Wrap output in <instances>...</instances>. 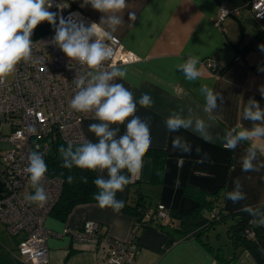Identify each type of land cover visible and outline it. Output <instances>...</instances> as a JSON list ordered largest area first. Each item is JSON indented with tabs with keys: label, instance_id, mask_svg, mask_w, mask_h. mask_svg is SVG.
Segmentation results:
<instances>
[{
	"label": "crops",
	"instance_id": "obj_1",
	"mask_svg": "<svg viewBox=\"0 0 264 264\" xmlns=\"http://www.w3.org/2000/svg\"><path fill=\"white\" fill-rule=\"evenodd\" d=\"M83 1V0H82ZM250 0H126L128 9L124 12V26L113 35L119 37L124 48L131 51L136 59L117 66L127 72L125 87L133 92L138 101L141 94L152 98L150 107L137 104L136 115L149 118L151 147L165 151V166L160 183L151 179L152 159L144 156L141 174L127 185L117 199L132 201L142 195L145 205L154 209L162 205L175 213L169 221L163 220L155 227L135 228V219L123 211L114 213L101 209L97 202L77 204L65 220L49 215L44 224L52 231L47 238L50 264H108L105 244L98 239L77 240L72 231L79 229L84 221L93 220L99 224V234L118 240H126L135 230L139 253L134 264H226L215 256L231 258L234 248L228 241L214 243L211 228L201 235L215 251H210L196 237V232L207 221V211L192 215L196 201L184 193L187 185L198 187L208 193L219 194V201L227 211H237L244 204L264 203V169L260 172H243L240 157L248 147L242 143L234 151L223 147L222 136L226 129L238 124L251 127L242 119L243 103L251 97L264 108V68L259 61L264 52V25L254 18L249 6ZM66 5L64 9H77L73 0H53V7ZM221 7L236 10L216 23ZM136 14V20L128 26V12ZM83 12V11H82ZM88 13L99 23L102 13L86 6ZM189 54L201 59L198 67L202 76L196 82H188L176 70ZM214 57L222 71L213 74L203 64L206 58ZM201 84H207L224 97L222 108L208 121L203 108L205 101L199 92ZM188 108L192 114L208 122L211 141H204L191 130L181 129L170 133L165 118L173 111ZM94 118H85L82 129L88 140L96 141L88 131L89 124L98 123ZM121 134L125 130L120 125ZM183 136L191 145V154L173 150L172 139ZM199 147L200 152L196 149ZM264 160V156L259 157ZM3 170V168H2ZM2 172V171H1ZM127 174V173H125ZM97 175V173H96ZM106 176V173H105ZM239 178L247 199L233 203L226 198L232 190L233 180ZM220 240V235L215 236ZM18 237L11 236L0 222V264H24L17 253ZM231 264H257L247 251L238 253Z\"/></svg>",
	"mask_w": 264,
	"mask_h": 264
},
{
	"label": "clouds",
	"instance_id": "obj_2",
	"mask_svg": "<svg viewBox=\"0 0 264 264\" xmlns=\"http://www.w3.org/2000/svg\"><path fill=\"white\" fill-rule=\"evenodd\" d=\"M85 6L102 13L99 23L92 22L86 26L83 22H74L71 16L66 19L49 10L53 7V0H0V85L15 73L19 64L32 60L33 32L42 22H48L55 32L53 43L69 58L70 63L77 62L86 69L83 73L76 72L72 80L76 92L70 101L71 109L77 113H91L99 121L88 126V131L96 138L95 142L86 139L77 146L69 143L67 147H59L61 167L96 172L93 184L98 191L93 194L94 199L101 209L109 208L119 213L124 201L117 199V193L123 192L134 178L139 177L144 156L151 147L149 118L136 115L137 104L147 108L153 101L147 93L141 94L137 101L124 83L116 82L118 79L125 80L127 72L117 66L114 48L102 39H114L113 34L124 26V12L128 9L126 0H83L81 7ZM128 20L131 27L136 20L135 12H128ZM259 48L264 52V44ZM110 61L113 62L109 64ZM200 62L198 55L189 54L176 65V70L186 81L196 82L202 76L198 67ZM258 70L264 71V68ZM199 92L205 101L203 111L208 121L214 120V113L222 108L224 97L207 84H201ZM260 93L264 97V87H261ZM241 101L242 119L249 121L251 127L238 124L226 129L221 138L223 147L234 151L242 143H247L248 147L240 157L241 170L260 172L264 169V160L259 158L264 156V108L251 97L246 103L242 98ZM187 113L184 115L183 108L171 112L164 121L168 132L191 130L204 141H211V125L193 115L191 108ZM120 125L125 126L122 134ZM172 148L185 154L192 152V145L180 135L173 137ZM196 151L200 152L199 147ZM27 160L25 172L34 191L25 195L24 199L44 207L49 199L42 183L48 171L44 153L34 150ZM67 179L71 183L74 178L68 176ZM81 179L87 183V177ZM226 198L233 203L247 199L239 178L233 180L232 190L226 193ZM241 211L248 213L258 226H264V205L253 207L244 204Z\"/></svg>",
	"mask_w": 264,
	"mask_h": 264
},
{
	"label": "built area",
	"instance_id": "obj_3",
	"mask_svg": "<svg viewBox=\"0 0 264 264\" xmlns=\"http://www.w3.org/2000/svg\"><path fill=\"white\" fill-rule=\"evenodd\" d=\"M249 6L255 19L264 25V0H250ZM66 19L86 26L96 22L88 13L77 9L59 8ZM236 10L221 7L216 23ZM54 29L33 40V58L22 62L15 73L0 85V142L7 144L0 160L4 169L0 175V222L7 232L18 237L17 253L24 264H50L47 238L52 234L44 222L59 198L63 179L57 175H45L42 182L48 193V203L39 207L27 202L24 197L33 193L25 168L28 155L38 150L47 154L54 145L72 143L77 146L86 140L82 129L85 118L93 114L77 113L70 107L76 89L72 80L76 72L86 69L69 58L53 43ZM104 42L114 48V62L118 65L134 61L136 56L124 48L119 37ZM113 61L108 62L111 64ZM203 64L213 74L222 68L214 57L206 58ZM264 65V55L259 61ZM169 209L159 205L155 216L166 219ZM149 214H147L148 216ZM99 224L86 220L79 229L72 231L77 240L98 239L105 244L108 264H134L139 253L135 230L126 240H118L99 234ZM138 223H135V228Z\"/></svg>",
	"mask_w": 264,
	"mask_h": 264
},
{
	"label": "trees",
	"instance_id": "obj_4",
	"mask_svg": "<svg viewBox=\"0 0 264 264\" xmlns=\"http://www.w3.org/2000/svg\"><path fill=\"white\" fill-rule=\"evenodd\" d=\"M50 30H53V27L46 21L42 22L34 30L32 38L39 37ZM61 145L67 147V145L61 143L54 145L44 155V159L48 166L46 174L49 176L57 175L63 179L61 194L48 216L51 214L60 220H65L77 204L97 202L93 194L98 189L93 184L96 172L81 170L75 167L71 170L61 167L62 159L58 151ZM145 156L152 159L151 180L160 183L165 166V151L163 149L150 148ZM68 176L74 178L71 183L68 182ZM81 177H87V183L83 182ZM184 193L196 201V205L191 211L192 215H200L203 211H207L206 224L195 235L210 251L213 252L215 249H213L207 240L202 239L201 235L205 234L214 224L220 223L225 225L227 239L234 248V253L229 259L221 257L218 252H214L215 256L222 259L226 264H231L237 258L239 252L247 251L257 264H264V226H258L253 221V218L248 213L241 211V209L237 211H227L224 209L219 201L218 192L208 193L198 187L187 185L184 187ZM261 205H264V203L253 205V207ZM157 208L158 206L154 209L148 208L143 202L142 195H139L132 201H125L122 209L134 217L135 223H138V228H142L155 227L163 221L155 216ZM147 214L149 215L147 216ZM174 215L175 213H172L170 210L166 219L171 221Z\"/></svg>",
	"mask_w": 264,
	"mask_h": 264
},
{
	"label": "rangeland",
	"instance_id": "obj_5",
	"mask_svg": "<svg viewBox=\"0 0 264 264\" xmlns=\"http://www.w3.org/2000/svg\"><path fill=\"white\" fill-rule=\"evenodd\" d=\"M64 1L68 3V0H64ZM73 2L76 4V7L79 8L81 11L84 12L86 10V6L81 7V4L83 3L82 0H73ZM49 10L52 12H57L58 15L61 13L60 9L57 7H52ZM5 147H7V144L4 142H0V153ZM2 168H3V163L0 160V174H1ZM211 229L212 230L210 231V236L214 237V243H217V242L224 243L227 240L226 228L224 224H220V223L214 224V226ZM217 234L220 235L219 241L215 240V236H217Z\"/></svg>",
	"mask_w": 264,
	"mask_h": 264
}]
</instances>
